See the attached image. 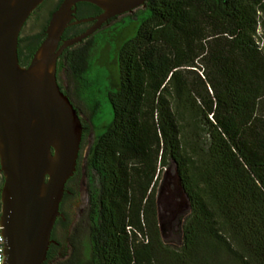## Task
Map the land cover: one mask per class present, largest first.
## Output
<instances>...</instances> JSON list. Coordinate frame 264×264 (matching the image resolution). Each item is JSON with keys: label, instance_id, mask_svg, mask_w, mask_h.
Wrapping results in <instances>:
<instances>
[{"label": "trees", "instance_id": "1", "mask_svg": "<svg viewBox=\"0 0 264 264\" xmlns=\"http://www.w3.org/2000/svg\"><path fill=\"white\" fill-rule=\"evenodd\" d=\"M128 18L134 33L117 48L119 78L108 93L113 119L87 157L99 185L90 198V257L62 264H156L147 217L159 168L169 162L190 208L185 253H222L228 243L216 225L225 216L253 246V263L264 264V0H148ZM42 41L21 46L19 37L21 66ZM95 50L89 37L57 62L85 101ZM184 152L225 172L212 193L215 209L194 189L200 165ZM56 249L53 242L44 264H53Z\"/></svg>", "mask_w": 264, "mask_h": 264}, {"label": "water", "instance_id": "2", "mask_svg": "<svg viewBox=\"0 0 264 264\" xmlns=\"http://www.w3.org/2000/svg\"><path fill=\"white\" fill-rule=\"evenodd\" d=\"M148 0H63L29 65L19 63L21 30L44 0H0V170L3 264H44L68 180L74 175L83 124L57 82V62L118 16L144 8ZM102 12L75 23L93 22L62 41L76 6Z\"/></svg>", "mask_w": 264, "mask_h": 264}, {"label": "rangeland", "instance_id": "3", "mask_svg": "<svg viewBox=\"0 0 264 264\" xmlns=\"http://www.w3.org/2000/svg\"><path fill=\"white\" fill-rule=\"evenodd\" d=\"M138 10L118 16L90 37L96 50L90 57L91 70L84 87L86 101L78 95L80 86L68 70L64 69L60 74L64 94L77 109L86 129L76 172L68 180L71 192L63 205L66 219L57 225L54 232L58 244L53 264H62L72 257L86 263L90 257V228L93 222L90 198L92 190L99 185L96 174L87 166V157L96 135L112 122L108 93L119 78L116 51L133 36L134 31L128 30V16ZM30 32L29 23L23 33L26 35ZM184 156L196 160L200 165V171L192 176L193 187L204 198L206 206L215 209L212 193L225 172L209 167L191 152H184ZM189 215L188 200L178 184L175 165L169 162L167 168H159L147 217V239L152 245L156 264H254L251 260L253 246L237 222L233 223L225 216L219 217L216 225L219 234L228 243L222 253L205 255L200 250L198 253H185L183 228Z\"/></svg>", "mask_w": 264, "mask_h": 264}, {"label": "flooded vegetation", "instance_id": "4", "mask_svg": "<svg viewBox=\"0 0 264 264\" xmlns=\"http://www.w3.org/2000/svg\"><path fill=\"white\" fill-rule=\"evenodd\" d=\"M63 0H44V2L38 7L37 10H35L33 12V14L29 17V19L26 21V23L24 24L20 36L23 39V42L21 43V46L27 45L30 42H32L33 39H36L37 36L43 37V40L45 38V31L46 28L48 26V23L51 19L52 14L58 9V7L60 6L61 2ZM97 7H94V5L88 4V3H79L76 6V11H75V18L72 20V25H70L69 27H67L62 35V41L60 44H62L63 41L71 39L73 37H76L82 33H84L92 24L93 22H81V23H75L77 21H80L82 19H87V18H93L98 16L102 11H98V9H96ZM31 24V30L32 32L28 33V34H24V30L26 28V26L28 24ZM19 45V44H18ZM31 61V60H30ZM30 63V62H29ZM28 64H26L25 67H27ZM60 72L58 70V65H57V82L60 86L61 89H63L62 85L60 84ZM82 121V119H81ZM84 130H83V135H82V142H81V146L84 140V135H85V129L86 127L84 126V123L82 121ZM3 183H4V178L2 175V172L0 170V217H1V190L3 187ZM66 193L63 197V200L60 204V212L63 215V217H59L56 220V223L54 225L53 231H52V236L51 239L53 240L54 244L57 245V241L55 240L54 237V232L56 230V227L59 223H62L65 221L66 217H65V212L63 210V205L66 201V199L70 196V192L71 189L68 186V182L66 184Z\"/></svg>", "mask_w": 264, "mask_h": 264}, {"label": "built area", "instance_id": "5", "mask_svg": "<svg viewBox=\"0 0 264 264\" xmlns=\"http://www.w3.org/2000/svg\"><path fill=\"white\" fill-rule=\"evenodd\" d=\"M6 256L3 255V237L1 235V226H0V264H3V260Z\"/></svg>", "mask_w": 264, "mask_h": 264}]
</instances>
